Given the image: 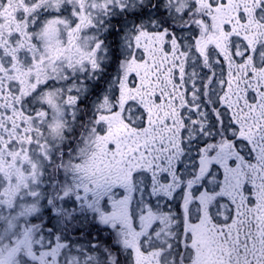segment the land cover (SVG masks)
I'll list each match as a JSON object with an SVG mask.
<instances>
[{"label":"snow or ice","instance_id":"obj_1","mask_svg":"<svg viewBox=\"0 0 264 264\" xmlns=\"http://www.w3.org/2000/svg\"><path fill=\"white\" fill-rule=\"evenodd\" d=\"M0 264H264V0H0Z\"/></svg>","mask_w":264,"mask_h":264}]
</instances>
